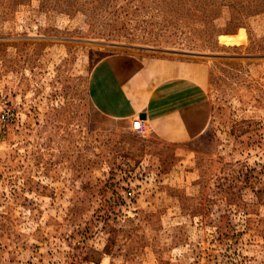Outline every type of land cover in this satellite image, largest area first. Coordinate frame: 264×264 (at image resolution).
<instances>
[{
    "label": "rangeland",
    "instance_id": "374dc122",
    "mask_svg": "<svg viewBox=\"0 0 264 264\" xmlns=\"http://www.w3.org/2000/svg\"><path fill=\"white\" fill-rule=\"evenodd\" d=\"M134 55L200 63L202 133L110 112ZM0 264H264V0H0Z\"/></svg>",
    "mask_w": 264,
    "mask_h": 264
},
{
    "label": "crops",
    "instance_id": "0c3cea01",
    "mask_svg": "<svg viewBox=\"0 0 264 264\" xmlns=\"http://www.w3.org/2000/svg\"><path fill=\"white\" fill-rule=\"evenodd\" d=\"M127 59L107 62L112 77L108 99L115 100L109 107L112 114L130 121L141 118L145 126L171 138L186 139L202 133L211 106L199 62L171 57Z\"/></svg>",
    "mask_w": 264,
    "mask_h": 264
},
{
    "label": "built area",
    "instance_id": "2783aa9c",
    "mask_svg": "<svg viewBox=\"0 0 264 264\" xmlns=\"http://www.w3.org/2000/svg\"><path fill=\"white\" fill-rule=\"evenodd\" d=\"M5 119V116H3ZM144 127V122L141 118H137L132 122V128L135 130H141Z\"/></svg>",
    "mask_w": 264,
    "mask_h": 264
},
{
    "label": "bare ground",
    "instance_id": "6f19581e",
    "mask_svg": "<svg viewBox=\"0 0 264 264\" xmlns=\"http://www.w3.org/2000/svg\"><path fill=\"white\" fill-rule=\"evenodd\" d=\"M244 32H245V31H244ZM222 40H223L224 42L228 43V42L233 41V37H232V36H226V35H223V36H222Z\"/></svg>",
    "mask_w": 264,
    "mask_h": 264
},
{
    "label": "water",
    "instance_id": "95a60500",
    "mask_svg": "<svg viewBox=\"0 0 264 264\" xmlns=\"http://www.w3.org/2000/svg\"><path fill=\"white\" fill-rule=\"evenodd\" d=\"M141 117H142V118H145L144 114H141Z\"/></svg>",
    "mask_w": 264,
    "mask_h": 264
}]
</instances>
